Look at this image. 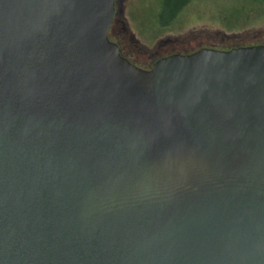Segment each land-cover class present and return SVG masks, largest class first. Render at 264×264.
<instances>
[{"label": "water", "instance_id": "water-1", "mask_svg": "<svg viewBox=\"0 0 264 264\" xmlns=\"http://www.w3.org/2000/svg\"><path fill=\"white\" fill-rule=\"evenodd\" d=\"M115 0H0V264H264V44L141 68Z\"/></svg>", "mask_w": 264, "mask_h": 264}, {"label": "rangeland", "instance_id": "rangeland-1", "mask_svg": "<svg viewBox=\"0 0 264 264\" xmlns=\"http://www.w3.org/2000/svg\"><path fill=\"white\" fill-rule=\"evenodd\" d=\"M120 4L123 15L115 19L121 22L111 29L127 45V58L141 68L174 53L264 44V0H188L172 17L163 12L162 0Z\"/></svg>", "mask_w": 264, "mask_h": 264}, {"label": "flooded vegetation", "instance_id": "flooded-vegetation-1", "mask_svg": "<svg viewBox=\"0 0 264 264\" xmlns=\"http://www.w3.org/2000/svg\"><path fill=\"white\" fill-rule=\"evenodd\" d=\"M121 2L123 1V0H120ZM118 3H119V0H115V13H114V16H113V21H112V24H111V26L112 25H114V26H117V25H119L120 24V20H118V19H115V16H122L123 15V9H122V4H120V6H118ZM111 26H110V29H109V32H108V37H109V39L111 40V41H113L114 43H116V45L118 46V48H119V51H120V54L123 56V57H125L126 59H128L129 60V58H127V56H126V54H125V48H127V45L125 44V42L123 41V42H117L116 41V32L114 31V30H112L111 29ZM121 33H125V30H124V27H121ZM132 40V38H130L129 39V41H131ZM124 43V47L122 46V44ZM238 47H241V46H238ZM234 48V47H233ZM231 49V48H230ZM220 50H227V49H220ZM181 54H185V53H181ZM157 60V59H156ZM155 60V61H156ZM130 61V60H129ZM154 61V62H155ZM130 62H132V61H130ZM133 63V62H132ZM133 64H135V63H133ZM153 64V63H152ZM152 64H151V66H152ZM136 65V64H135ZM136 66H138V65H136ZM151 66H149L148 68H150ZM139 67V66H138Z\"/></svg>", "mask_w": 264, "mask_h": 264}, {"label": "trees", "instance_id": "trees-1", "mask_svg": "<svg viewBox=\"0 0 264 264\" xmlns=\"http://www.w3.org/2000/svg\"><path fill=\"white\" fill-rule=\"evenodd\" d=\"M188 0H162L163 12L172 17Z\"/></svg>", "mask_w": 264, "mask_h": 264}]
</instances>
